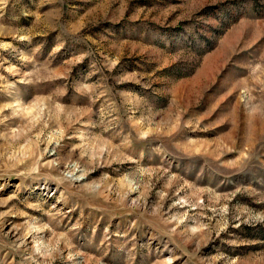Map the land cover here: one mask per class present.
Segmentation results:
<instances>
[{"label":"rangeland","instance_id":"1","mask_svg":"<svg viewBox=\"0 0 264 264\" xmlns=\"http://www.w3.org/2000/svg\"><path fill=\"white\" fill-rule=\"evenodd\" d=\"M0 264H264V0H0Z\"/></svg>","mask_w":264,"mask_h":264}]
</instances>
